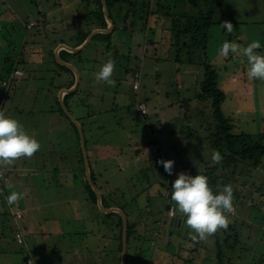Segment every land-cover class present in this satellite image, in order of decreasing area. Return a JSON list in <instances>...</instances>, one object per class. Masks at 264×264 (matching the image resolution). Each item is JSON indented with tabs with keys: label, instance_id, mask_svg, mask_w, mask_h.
I'll return each mask as SVG.
<instances>
[{
	"label": "rangeland",
	"instance_id": "374dc122",
	"mask_svg": "<svg viewBox=\"0 0 264 264\" xmlns=\"http://www.w3.org/2000/svg\"><path fill=\"white\" fill-rule=\"evenodd\" d=\"M83 1L0 0V11L5 13V10H8L10 15V20H8V13L5 15L0 12V18H3L0 21V26L1 29L5 28L8 38V40L5 38L4 31L0 33V80L10 77H2V68L10 66L9 63H3L10 48L13 55L22 52L21 54L25 55L26 60L27 58L31 60H28L22 67L20 66L25 70V74L23 76V70L20 68L21 74L16 78L13 77L14 80L9 89L5 88L3 84L0 85V104L1 109L3 108L0 111L5 112L6 117L18 120L24 130L36 138L41 145L40 150L33 158L17 160L13 165L3 167V169L9 176V169L23 165L24 160L27 163L36 162L38 166L45 162L48 166H52V170L48 169V173L44 171L45 168H41L37 173L38 182L41 181L38 191L42 190L41 193L45 194L43 199L39 195L37 198L41 203L45 200L44 215L53 216L52 206L57 201V187H62L61 184L66 182L65 180L69 184L64 187L65 197L71 196L73 191L80 203L85 204L81 197L83 196V189L80 187L81 180L68 172L56 170L53 173L54 167L58 163L66 165L67 168L74 165L75 154L73 149L69 148L72 142L70 130L67 128L68 125H71L70 121L64 120V125L59 121V123L56 121V124H53L54 118L60 115L52 110L56 102L54 95L60 94L61 89H54L53 84L50 83L51 79H49L51 75L48 74L45 64L41 63L43 55L47 54V50L49 52L52 42L55 43L52 47L56 56L55 51L60 53L61 50L66 49L62 45L67 44L75 48L76 35L82 36L86 33L85 20L78 16L86 9ZM218 2L221 7L216 12L214 19L231 22L234 29L233 32L227 33L226 29L219 27L220 24H215L209 30L207 61L219 73V87L224 91L226 97L221 109L224 115L231 119L235 133L243 132L254 135L264 133V81L248 78L246 57L234 56L231 53L227 57L218 55V49L225 41L235 42L246 47L255 40H258L262 45L257 51L264 55V0H218ZM56 3L58 4L56 5ZM139 8V15L144 16L156 8V0H152L149 5H140ZM43 13L46 16H42ZM140 16L138 18H141ZM144 23L147 24L145 20ZM82 27L84 29L80 31ZM160 27H163V24ZM130 31L129 27V30L123 33L125 36L115 34L112 48L108 53L106 52L107 43L99 44V49L98 47L87 49L84 58L88 61L86 65L90 72L89 70L82 71V78L87 81L92 76L95 78V74L101 66L108 59L113 60L116 57V65L119 69L115 67L112 76L115 86L97 82L95 79L94 85L84 93H90L92 89L98 93L104 90L106 92L104 101L95 95L88 98L87 106L73 107L71 113L76 119L81 118V121L82 118L89 116L88 114L94 115L85 119L87 123L85 133L89 139V145L101 144V142H97L100 138L109 144L108 147L120 149V152L116 150L117 152L112 151L108 154L103 152L100 155L106 157L103 158L105 162L110 161L111 163L109 164L110 170L106 173L109 177L107 179H111L113 188L125 189L127 198H121V201L125 202L126 199L132 208L139 209L141 215H154L155 218H159L160 221L154 222V218L144 217L147 224L145 227L139 226L141 233L145 234L139 247H142V250L146 251L149 256H147V261L151 258L155 260V264H218L213 239L208 237L203 244L197 245L196 241L190 238V234L194 233L187 226L185 216L174 210L171 211L170 215H181L183 222H179L177 231L170 227L181 218L176 217L171 221V217L165 211L167 201L159 191L165 189L164 192L167 194L168 183L164 180L165 175L159 170L163 166L154 163L157 157L160 160L175 162L173 174L168 177L170 184L181 172L194 177L198 174L202 175L205 167L213 166L214 148L208 139L209 130L207 128L213 120L212 101L210 98H197L201 82L205 77V67L202 64L201 56L199 52H195L193 55L189 54L187 46L184 43L176 42L168 31L161 33L160 30L155 37L158 43L154 45H147L145 43L146 35L139 32L138 29L132 36H130ZM10 38L13 41L8 44ZM31 40H36V43H30ZM60 41H64V43H59ZM103 51L106 54H103ZM187 58H191L194 63L189 62ZM94 59L96 62L93 61ZM125 64L131 65L128 71L124 67ZM32 70H36L34 72L37 73L36 80L33 79ZM13 71L11 70L12 73ZM29 72H31V76ZM40 76L43 78L42 81L39 79ZM68 81L67 84L61 82L62 85H65L63 89L71 88L67 87ZM119 81L120 85H118ZM96 84L99 85L98 88L94 87ZM142 103L147 106V114L139 108ZM56 108L59 110L58 105ZM101 125H104V129L99 130ZM71 128L76 134L75 128L73 126ZM89 130H93V132L89 133ZM75 136L77 137V134ZM57 139H60V142ZM45 148H51L52 151L56 149V153L60 155L64 153L65 157L61 160L60 156H44ZM138 149L141 152L138 161H135L136 157L132 158L134 156L132 153L133 150ZM91 150L89 148V154L93 156ZM91 160H93L92 157ZM136 169L143 170L144 179H140V172L137 173ZM5 173L2 174L3 178L6 176ZM145 173L147 174L145 175ZM47 174L50 175V178H47ZM66 174L68 178H65ZM256 176L259 179V176L262 175L257 172ZM5 179L7 177L3 180ZM44 179H48L49 189L46 188ZM143 180L151 183V187L146 185L148 189L141 193L142 186L145 185ZM5 181L7 182V180ZM240 181L245 184L233 179L228 181L233 190L241 194V198L239 197L237 200L238 205H234V212L230 217V220L236 223L237 232L241 237V244L237 248L239 250L242 248L243 255L247 253V250L249 251L247 264H264V227H262L264 226V186L260 191L262 186L260 180L251 185L247 181ZM171 189L169 188V190ZM134 197L138 198L133 200ZM6 204L0 194V264H23L25 257H27L26 264H34V259L31 257V246L35 243L27 239L25 243L24 238L21 242L17 239L15 242L12 238L16 237V234L11 233L4 224V218L6 219L4 214L7 213ZM12 206L16 208V204ZM67 210L69 217L74 215L75 210L72 208H67ZM147 212L149 213L147 214ZM56 213L57 210L54 214ZM86 215L89 214L82 215L80 220H73V216H71L72 219L67 220L64 215H59L62 218L61 225H56L52 220L53 222L49 223L50 233L65 231L67 234H72L80 231L82 234L73 233L72 235L73 254L77 252L85 254L89 247L95 262L118 264L114 254H110L106 258L103 257L104 253L100 252L103 247L98 240L104 233L97 235V238L88 235L91 229L104 231L105 228H109L105 223V226L93 225L90 229L88 228L91 224L88 221H94L105 215L91 214L89 219ZM54 216L58 217V215ZM30 237L33 238V236ZM48 238L50 239L47 243H52L55 240L58 242L59 252L69 250L67 242L70 239L61 238L56 234H51ZM201 245L207 246L205 248ZM179 246L184 247L183 250L180 249L182 260H178L177 254H173V251ZM23 247L29 248L27 253H15L16 250ZM131 247L135 250L133 244ZM197 247L202 249L201 255L196 250ZM165 249L169 251L170 255L172 254V258H169ZM73 254L71 252L64 253L65 259L60 264H72L76 257ZM89 257L86 258L87 264L91 262ZM80 264L82 263L80 262Z\"/></svg>",
	"mask_w": 264,
	"mask_h": 264
},
{
	"label": "trees",
	"instance_id": "16d2710c",
	"mask_svg": "<svg viewBox=\"0 0 264 264\" xmlns=\"http://www.w3.org/2000/svg\"><path fill=\"white\" fill-rule=\"evenodd\" d=\"M152 2V0H106L107 8L109 10L110 18L112 19L114 23V28L109 33H98L96 34L89 44L82 50L78 52H71L66 49H63L60 51L59 55L62 59L65 61H68L67 58H70V61L73 62V64H76L77 70L80 74V82L78 87L69 93H66L64 95V103L67 106L68 110L70 112L71 108L73 107H80V106H87L88 98L93 97L97 95V97L104 101L106 92L103 90L102 92L98 93L94 89L91 90L90 93H84L85 90L90 88V86L94 85L95 78L92 76L89 81L87 79L82 78V71L89 70L86 63L88 61L85 60V53H87V49L90 47L92 49H95L98 47L99 44L107 43V53L112 48L113 43V36L115 34H123L124 32H127L129 30V27L131 28L130 36L134 35L137 29L139 32L146 35V41L145 43L147 45H154L158 43V41L155 40L156 34L161 30V33L163 31L170 32V35L176 42L184 43L187 48L189 49V54H194L195 52H199L202 60V64L205 67V77L204 80L201 82V88L200 92L197 95V98L199 99H208L210 98L212 101V107H213V120L211 123L208 124V130H209V136L208 139L210 140V143L215 151H219V153L222 156V162L221 163H213V166L205 167V170L202 171V175L206 176L208 178L209 186L211 187L214 194H219L222 186L229 185V180H236L241 182L247 181L249 182V185L256 184L260 180V183L262 184L260 191H262L264 186V133L259 134H247V133H235L234 127L232 125L231 119L227 118L222 109L221 105L225 100V93L224 91L219 87V73L216 69L213 68V66L207 61V50H208V43L210 41V35L209 30L215 25V24H221L225 21H216L214 19L216 12H218L219 8L221 7L218 0H156V8L152 10L150 13L140 16L139 15V6L140 5H149V3ZM83 3L86 5V9L84 10V13L79 14L82 19L85 20V29L86 33L82 36L76 35L77 43L75 47L80 46L89 36L91 32H93L96 29H106L109 25V22L106 19L102 0H84ZM58 3H56L57 5ZM60 5V4H59ZM2 14L8 13V10H5V13L3 11ZM9 15V13H8ZM1 16V14H0ZM42 16H46L45 13L42 14ZM140 16L141 18H138ZM3 18H0V21ZM129 19V20H128ZM10 20V15L9 19ZM146 21L147 24H143V21ZM46 22V19H45ZM45 22L44 27H45ZM142 22V23H141ZM163 24V27H160V25ZM81 26V25H79ZM37 27V26H36ZM33 28V27H31ZM1 29V26H0ZM84 27L81 28L80 31H83ZM159 29V30H158ZM158 30V31H157ZM4 31V32H3ZM3 32L5 38H7L6 30L5 28L0 30V33ZM123 36H125L123 34ZM127 40V39H126ZM12 38L9 39V43H12ZM127 42V41H125ZM30 43L35 44L36 40H31ZM59 43H64V41H60ZM92 43V44H91ZM25 44V43H24ZM55 43L52 42V46ZM67 45V44H66ZM51 46L49 52L46 51L47 54L43 55V61L41 63L45 64L46 70L48 71L49 79H51V82L54 86L55 90H62L65 85H62L61 82L68 81V88L72 87L73 84L76 82V74L74 71L66 66L61 64L55 56V53L53 51V47ZM69 46V45H68ZM118 52V49H116ZM104 51L102 52L103 54ZM22 53V52H21ZM20 52H18L16 55L12 54L11 48L10 51L5 55V61L3 63H9V67H3L2 68V77H8L11 74V70H19L22 65H25L27 61H31L29 58H25V55H22ZM51 57V58H50ZM41 58V60H42ZM139 58V57H137ZM96 59V58H95ZM93 60L96 62V60ZM188 59V58H187ZM180 60V59H179ZM189 62L194 63L191 58L188 59ZM92 61V62H93ZM116 65V57L113 59ZM36 62V61H35ZM76 62V63H75ZM21 66V67H20ZM131 66V65H130ZM128 64H125L124 67H126L127 71L130 67ZM116 68L117 65L115 66ZM115 68V69H116ZM22 69V68H21ZM20 69V70H21ZM23 70V69H22ZM38 70V69H36ZM36 70H32L33 79L36 80L37 73ZM23 70V76H24ZM118 71V70H117ZM29 72V74L31 73ZM22 76V77H23ZM31 76V74H30ZM18 77L15 75V78ZM41 81L43 78L40 76L39 78ZM67 79V80H66ZM14 80V79H13ZM12 80V82H13ZM29 80V79H28ZM57 82V83H56ZM61 84V85H59ZM99 84V83H98ZM1 85V83H0ZM12 85V84H11ZM120 85V81L118 83ZM11 87V86H10ZM9 87V88H10ZM95 88H98L99 85H95ZM6 88V87H5ZM53 94V91H52ZM59 95H54L56 100V105L59 106V110L56 109V105L52 110L54 112L60 113V115L65 119L69 120L71 123V126L75 128L76 134H77V140H78V147H79V153H80V164L82 165V172L80 175L75 174V178L78 180H81V183L85 186V191L83 193V201L85 202V205H87L88 208L85 209V214H93L96 215L99 213V215H105L104 217H100L94 221H88L89 222V229L93 225L97 226H107L110 228H103V230L98 229L93 231H89L88 233L89 237L92 236L94 238H97V235H100L101 233H104L102 235V238L99 239L101 246L103 247V250L100 252L104 253L103 257L108 258L110 254L115 255V259L118 261V264H122V233H123V223H122V217L119 212H103L98 205V199L95 190L91 186L87 172H86V166H85V159L83 156V150L81 145V139L78 127L76 124L68 117V115L65 113L61 106V102L59 99ZM9 96V95H8ZM8 96H6L8 98ZM3 109V108H2ZM1 104H0V110ZM140 113V112H139ZM147 114V113H145ZM89 116H86L85 118H78L77 120L81 124V127L84 132L85 136V143H86V149L89 157V163H90V173L92 180L94 181L95 185L99 189L101 196H102V203L105 207L111 208L116 207L122 209L128 220V243H127V254H126V264H155L153 259H148L147 261V253L146 251L142 250V247H139V243L144 240L145 234L141 233V228L139 226H144L147 224L144 217H150L154 218V222L158 221L159 218H155L154 215H141L139 213V209L132 208L129 205V202L125 199V202H122L121 198H127L125 189H122L120 187H115L111 185V179L107 176L106 172H109V164L110 161L105 162L103 158L100 155V153H111L112 151L120 152L119 148H113L108 147L109 145L107 142L100 140L98 138L97 142H101L99 145L90 144L89 139L87 138V135L85 133V126L87 127V123L85 122V119L91 118L94 115L88 114ZM100 129H104V125L99 126ZM93 130H89V133H92ZM106 143V144H105ZM89 148L92 149L91 152L93 153V156H90L89 154ZM140 149L133 150L134 156L136 157L134 160L138 161V156L140 153ZM112 155V154H109ZM91 157L93 160H91ZM113 159V157H110ZM131 159V156H130ZM153 161V160H152ZM151 161V162H152ZM160 161L159 157L155 159L156 165L160 166L158 162ZM155 165V164H154ZM149 168V167H148ZM120 170V169H118ZM162 174L165 175V182L168 183L166 188L168 189V193L166 194L164 191H159L160 195H162L167 203L165 205V211L167 214H169V217H171V221L175 220L176 217L181 218L183 222V218L181 217L180 212L176 209L175 203L171 200V193H172V183L170 184V175L165 172L164 167L159 169ZM259 170V171H258ZM122 171V170H120ZM136 172H140V179H144L143 170L136 169ZM149 172V170H148ZM260 172L262 176H259V179L256 178V173ZM1 175L4 174L1 171ZM147 173H145L146 175ZM3 175L0 176V181L2 180ZM168 180V181H167ZM142 192H145L148 187H151V183L145 182ZM242 183V182H241ZM245 184V183H242ZM147 185V186H146ZM169 188L171 190H169ZM258 188V187H257ZM138 191V190H136ZM2 197L5 199L3 193ZM234 194V201L233 205H238L237 200L239 197L241 198V194L233 190ZM264 194V193H263ZM71 196L72 192H71ZM139 196V194H138ZM76 198V197H75ZM138 197H134L133 200H136ZM79 201V200H78ZM80 202V201H79ZM7 203V201H6ZM174 204V205H173ZM129 206V207H128ZM11 212H9V209ZM7 213L4 214V216L13 215L12 216V226H8L11 233L17 234L18 232H21L23 234L25 243L26 239L30 242L35 243L33 246H31V255L34 259V264H60L65 259L64 253L69 254L70 252L73 254V232L66 233L65 231H55L50 233L49 230L42 232V235H48V236H33L31 238L28 236L25 232V228H23V219H16L15 212L18 210L17 207L14 208L13 206H7L6 205ZM175 211L179 213L178 215H170L171 211ZM88 211V212H87ZM1 212V211H0ZM60 213V212H59ZM58 213V214H59ZM149 212H147L148 214ZM1 214V213H0ZM226 215L229 218V227L224 230H219L216 234L209 236V238H212L215 244V257L218 262V264H234L236 262L247 264L248 263V257L249 251L247 250V253L243 255L242 248L239 250L237 246L241 244V237L236 229V223H233L230 220V217L232 214L226 213ZM149 219V218H148ZM160 221V220H159ZM105 223V224H104ZM176 222L175 225H171L170 227L174 229L175 231L179 230L178 224ZM264 227V226H262ZM87 233V232H86ZM56 234L59 235L61 238H68L70 239L69 242H67V247H69V250L66 249L62 250V252H59L58 242L55 240L52 243H47V241L50 239L48 238L49 235ZM75 234H82V232H77ZM14 241L17 239V237L12 238ZM39 239V240H38ZM208 239V238H207ZM18 240V239H17ZM132 240V241H131ZM149 240V238H148ZM46 241V242H45ZM205 240H198L196 241V244L199 245L200 243L203 244ZM16 242V241H15ZM140 243V244H141ZM133 244L132 249L131 245ZM138 245V246H136ZM202 247L203 246L201 245ZM29 249V248H28ZM28 249H25L24 247L16 250L15 253L18 254L21 252V254H25L28 252ZM180 249H184L183 246H179L176 250L173 251V254H177L176 257H179L178 260H182V257L180 256L181 252ZM166 250V249H165ZM197 251H199L200 255L202 252V249L200 247L196 248ZM77 251H79L77 249ZM6 252H9L6 250ZM81 253V254H79ZM166 254L169 255V258H172L169 251L166 250ZM75 257V261H72V264H87L86 258L90 256V263L89 264H96L95 258L92 257V251L87 247V250L85 254L82 252H77L73 254ZM204 255V254H203ZM24 257V256H23ZM149 257V256H148ZM185 259V258H184ZM188 260V259H186ZM190 260V259H189ZM86 261V263H85ZM27 257L23 259V264H26ZM177 262V261H176ZM97 264H104L103 261H99ZM199 264V263H196Z\"/></svg>",
	"mask_w": 264,
	"mask_h": 264
},
{
	"label": "clouds",
	"instance_id": "9594fccd",
	"mask_svg": "<svg viewBox=\"0 0 264 264\" xmlns=\"http://www.w3.org/2000/svg\"><path fill=\"white\" fill-rule=\"evenodd\" d=\"M219 27L226 29L227 33L234 31L232 23L228 21ZM261 47L258 40L250 42L246 47L225 41L218 49V55L227 57L231 53L234 56L246 57L248 78L264 81V55L257 51ZM114 71L115 62L108 59L95 74V79L97 82L115 86L112 79ZM40 148L38 140L30 136L18 120L6 117L5 112L0 111V168L11 166L20 159H31ZM212 161L217 164L222 162L219 151H213ZM158 163L169 175L173 174L174 161L160 160ZM8 187L11 189L13 185L9 184ZM22 198V193L11 191L6 201L12 206ZM171 200L175 203L176 209L186 217V224L194 233L190 234L193 241L205 240L221 229L226 230L230 223L226 213L234 212L232 186L224 185L219 194H214L208 178L200 174L193 177L183 172L179 173L172 183Z\"/></svg>",
	"mask_w": 264,
	"mask_h": 264
},
{
	"label": "crops",
	"instance_id": "0c3cea01",
	"mask_svg": "<svg viewBox=\"0 0 264 264\" xmlns=\"http://www.w3.org/2000/svg\"><path fill=\"white\" fill-rule=\"evenodd\" d=\"M32 58H34L33 55H32ZM67 60H68L67 62L73 64V62L70 61L69 57L67 58ZM73 65L77 68L76 64H73ZM59 99H60V95H59ZM55 105H56V103H55ZM56 109L57 108H55V110ZM64 120L65 119L61 115H58L57 117L54 118L53 124H56V121H57V123L61 122V124L64 125V123H63ZM71 127H72L71 125H68V127H67L70 130L71 141H72L71 145H69V148H70V150L73 149V152L75 154V164L74 165L72 164L67 168L66 165H60L58 163V165H56V167H54L53 173H54V171L59 170L62 172H68L71 175L74 174V177H75V174H77V175L81 174L82 165L80 164V160H79L80 159V153H79V147L77 145L78 140H77V137L75 136L76 134L74 133V131L72 130ZM57 141L60 142V139H57ZM55 150L56 149H54L52 151L51 148H45V151H43V155L44 156H50V157H52V156L59 157L60 156L61 160H63V158L65 157L64 153H62L60 155V154L56 153ZM43 162H45V161H43ZM14 168L9 169V172H10L9 176L10 177L8 176V174L6 175V173L4 172V169L1 168V171L4 172L6 175L4 178L7 177V179H5V180H7V182L5 180H3L4 178L0 181V188L2 189L0 191V193H3L5 198L8 196V193H11V191H17V192H20L23 194V198L20 199L16 203V207L19 211H21L24 214L23 218H22L23 219L22 224H23V228H25V232L28 236L35 235V236H37V238H38V236H48V235H42V232L47 231V230L50 231L49 223L52 220L54 221V223L56 225H61L60 222H62V218L59 215H64L65 219H67V220L72 219L71 216H73V220H80L79 218H81L82 215H85V209L88 208L87 205H85V207H86L85 208L84 205L81 204L78 201V199L75 198L74 196L65 197L64 187L69 185L67 180H65L66 182L61 184L62 187H60V188L57 187V191H58L57 201H55L53 206H52V208H53L52 215L53 216L43 214V211L45 208V200H44V202L41 203V202H38L37 198L39 195L43 199L45 194L41 193L42 190L40 192L38 191V188H40V185H41V183H40L41 181L38 182L37 173L40 172L39 170L41 168H45L46 170H44V171H47V173H48V169L52 170L51 165L48 166V164L45 162L42 165L38 166V164H36V162L35 163H33V162L27 163V161L24 160L23 165H20L19 167L15 166ZM71 171H73L74 173ZM47 178H50L49 174H47ZM65 178H68L67 174L65 175ZM32 180H34V181H32ZM43 181L45 182L44 184H46L45 185L46 188L49 189L50 184H49L48 179H44ZM9 184L13 185V188L10 189L8 187ZM80 187L83 189V193H84V191H85L84 184L81 183ZM36 188H37V190H35ZM73 194L74 193L72 191V195ZM32 199H33V202H31ZM6 205L9 206L8 204H6ZM60 208H61V211H60ZM67 208H72L73 210H75L74 215H70V217H69ZM55 210H57L56 214H54ZM9 212L11 214L12 211H10V209H9ZM54 215H58V217H56ZM12 216L13 215H8V216H6V219L4 218V224L6 225V227H8L9 225L12 226ZM90 216L91 215H86L87 219H89ZM17 220H19V219H17ZM42 221H44V223H42ZM3 251H5V250H3Z\"/></svg>",
	"mask_w": 264,
	"mask_h": 264
},
{
	"label": "water",
	"instance_id": "95a60500",
	"mask_svg": "<svg viewBox=\"0 0 264 264\" xmlns=\"http://www.w3.org/2000/svg\"><path fill=\"white\" fill-rule=\"evenodd\" d=\"M102 5H103V10H104L106 19L109 22L108 27L106 29H96L93 32H91L90 35L87 37V39L84 41V43L82 45H80L79 47L72 48V47H69L67 45H62V46H64L67 50H69L71 52H78V51L82 50L84 47H86L89 44V42L91 41V39L96 34L103 33V32L109 33V32H111L113 30L114 23H113L112 19L110 18V14H109V10L107 8L106 0H102ZM55 52H56L57 60L61 64L70 67L74 71V73L76 74L75 85L73 87H71L70 89H62L61 92H60L61 106H62L63 110L65 111V113L68 115V117H70V119L78 127L79 134H80V139H81L82 150H83V156H84V159H85V166H86V172H87L88 180H89L91 186L93 187V189L96 192L99 208L103 212H114V211L115 212H119L121 217H122L123 233H122V259H121V261H122V264H126L127 243H128V220H127V216H126L125 212L122 209H120V208H116V207L108 208V207H105L103 205L101 193H100L99 189L97 188V186L95 185V183H94V181L92 180V177H91L90 163H89V157H88V153H87V149H86L85 136H84L83 129H82L81 124L79 123V121L68 110L67 106L64 103V95L66 93L74 91L78 87L79 82H80V74H79L77 68L73 64L65 61L64 59H62L60 57V55H59V53L57 51H55ZM181 221H182V219L179 220L180 223H181Z\"/></svg>",
	"mask_w": 264,
	"mask_h": 264
},
{
	"label": "built area",
	"instance_id": "2783aa9c",
	"mask_svg": "<svg viewBox=\"0 0 264 264\" xmlns=\"http://www.w3.org/2000/svg\"><path fill=\"white\" fill-rule=\"evenodd\" d=\"M18 72H20V73H18ZM19 74H21V70H14L13 71V74H11L10 75V77H9V79H4V80H0V83L1 84H3V86H5V87H7V89H9V87L11 86V84H12V80H13V77L16 75V76H18ZM137 87V86H136ZM139 108L142 110V112L143 113H147V106L144 104V103H142V104H140L139 105ZM0 176H2L1 175V173H0ZM15 216H16V219H22L23 218V213L21 212V211H19V210H17L15 213ZM16 237H17V239L19 240V242H21L22 240H23V234L21 233V232H18L17 234H16Z\"/></svg>",
	"mask_w": 264,
	"mask_h": 264
}]
</instances>
